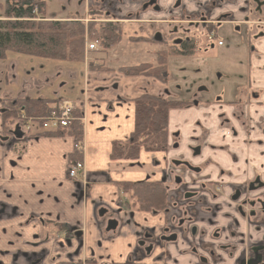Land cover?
Returning a JSON list of instances; mask_svg holds the SVG:
<instances>
[{
  "label": "crops",
  "instance_id": "crops-1",
  "mask_svg": "<svg viewBox=\"0 0 264 264\" xmlns=\"http://www.w3.org/2000/svg\"><path fill=\"white\" fill-rule=\"evenodd\" d=\"M204 1L213 4L207 18L210 22L208 29L216 31L218 41L224 40L225 47L211 50L207 48L209 42H206L195 53L200 57L174 54L168 58L167 72L170 78L167 88L177 101L186 102L192 89L203 84L212 90V96H206V101L212 102L213 96L224 89L225 82L218 83L216 79H229L231 84L246 79V64L250 63L251 57L248 55L246 33L248 25L254 23L252 19L244 18L247 0H231L228 4L221 0ZM124 2L127 11H132L134 2ZM195 2L191 0L188 3L190 12L197 9ZM172 5V0H156L143 11V17H125L122 14L111 19L122 27L126 24H154L165 30L182 20L177 16L178 12L172 14L169 11ZM227 12L233 15L232 20L223 16L218 29L211 27L212 24L217 25L216 20L219 18L215 17ZM122 35L112 47L100 45L97 51L86 50L95 56L82 66L62 63L58 67L60 71L55 72L52 64L42 62L39 76H20L17 73L18 64L21 68V64L27 61L23 62L19 57L21 55H10L5 61H0L4 68L9 66L13 69L10 73L13 83L8 87L11 91L8 94L13 99L40 98L56 101V106L61 100H69L81 117L83 127L79 141L70 136L36 135L40 131L34 127L20 141L0 142V264H80L84 261L87 264H162L161 261L165 260V250L172 243L151 242V254H158L157 263L153 261L154 258L145 257L148 251L145 244L139 243L144 231L152 228L155 232L154 226L164 223L165 217L135 210L126 201L125 195H120L119 185L124 181H137V178L138 181L150 178L153 181L162 180L166 171L164 154L141 151L136 160L110 157L112 145L127 140L133 131L134 100L149 92V87L156 84L143 77L112 80L110 76L113 73L123 75L118 71L121 67L153 62L167 42L162 35V39H149L151 35L146 30L144 38L147 41L141 43H131L128 41L130 36ZM254 44L258 50L256 53L261 54V57H252V62H262L264 38ZM130 60L134 63L130 64ZM97 61H104L106 65L98 64ZM87 64L93 65L88 73ZM100 66L104 68L103 71ZM80 74L83 81L79 80ZM2 75L5 76L0 69V77ZM259 77L255 75V78ZM90 79L94 82L93 90L89 89ZM113 81H116L114 88ZM43 82L44 86H38ZM215 84L219 89H214ZM66 88L74 89L71 98L66 96ZM155 93L162 94V86ZM203 101L205 99H200V102ZM187 112L182 108L172 109L168 125L175 127L179 122L187 124L192 122L191 118L200 115L192 111L189 117ZM210 141L218 143L216 137H211ZM75 145H80L82 151L76 150ZM143 153L150 155L143 156ZM76 162H82L84 170L78 172L76 178L70 179L69 168ZM130 170L132 176L129 175ZM118 204L129 213L125 215L126 221L122 210H119L122 223L113 224L105 230L112 217L106 210L116 209ZM99 210H102V215H99ZM185 245L190 247L188 243ZM134 249L137 254L130 263ZM233 260L227 264H234Z\"/></svg>",
  "mask_w": 264,
  "mask_h": 264
},
{
  "label": "flooded vegetation",
  "instance_id": "flooded-vegetation-1",
  "mask_svg": "<svg viewBox=\"0 0 264 264\" xmlns=\"http://www.w3.org/2000/svg\"><path fill=\"white\" fill-rule=\"evenodd\" d=\"M38 1L52 11L74 10L75 6L89 5V16L92 21H112L111 17H114L109 11V0ZM123 1L118 0V4ZM128 1H136L139 7L134 13L122 12L125 17H143L145 15L143 11L156 2V0ZM190 1L172 0L173 5L169 11L172 14L178 12L177 16L182 20L169 28L164 30L159 25L144 24L139 25L138 29L142 26L144 30L150 32L151 40L162 39L160 37L162 35L167 45L161 51L173 48L180 52L176 54L182 56L200 57L195 53L199 52L206 42H209L207 48L211 50L225 47L224 40L218 41L216 31L208 29L210 22L207 18L213 4H208L204 0H193L196 1L197 9L190 12L187 8ZM221 1H225L226 4L231 2ZM247 3V7H244L246 12L244 18L252 19L254 23L248 25L246 33L249 41L248 55L251 56L250 63L246 64V79L233 84L229 83V79H216L218 83L225 82L224 89L213 96L212 102L206 101V96H212V90L203 84L195 86L186 104L176 109L191 111L187 112L189 117L192 116V111H197L200 115L191 118L192 122L187 124L179 122L175 127L168 125V146L152 151L164 154L166 171L163 179L124 181L133 184L160 183L166 191V206L159 211H147L163 215L166 221L155 225V232L150 228L142 234L139 243L143 246L145 244L144 247L148 251L146 258L153 257L151 242L167 241L176 244L180 241L190 244L188 248L191 256L197 260L196 264H215L218 261L220 264H227L232 259L234 264H264V55L262 62H252V57H261V54L256 53L258 50L254 43L264 38V0H247ZM223 16L230 17L231 20L233 18L228 12L225 15L220 14L215 17L219 18L216 20L217 25L212 24L211 27L218 29ZM145 39L147 41V38ZM169 57L165 63L166 81L165 83L158 81L163 85L162 94L155 92L152 94L150 91L145 93L155 94L154 96L173 102H183L172 98L167 88L170 78L167 72ZM139 64L158 67L156 56L153 62H141L131 66ZM12 70V67H9V70L3 73L5 75L3 78H7L9 83H13L10 74ZM256 74L260 77L255 78ZM214 89H219L216 84ZM8 93H2L0 100V142L13 143L32 132L25 128L31 116H27L24 107L21 106L17 108L16 117L10 118L8 114L5 119L10 120L3 122L2 114L16 109L17 100L21 99H13ZM200 99L205 101L200 102ZM211 137H216L218 143H212ZM124 182L119 183L121 196L125 195L121 187ZM121 208L122 205L118 204L116 209L106 210L112 217L108 220L105 230L113 224L122 223L119 210H122L124 222L126 221L125 215L129 213ZM136 251L134 249L132 252L130 263L133 262V258L135 259Z\"/></svg>",
  "mask_w": 264,
  "mask_h": 264
},
{
  "label": "trees",
  "instance_id": "trees-1",
  "mask_svg": "<svg viewBox=\"0 0 264 264\" xmlns=\"http://www.w3.org/2000/svg\"><path fill=\"white\" fill-rule=\"evenodd\" d=\"M42 4L38 0H6L2 11L5 20H0V60H6L8 54L53 60L55 62H81L84 51V26L79 20L70 19L35 22V8ZM55 17V16H54ZM119 22L90 21L89 31L93 40H98L104 48L117 44L122 35ZM145 38L130 36L128 41L140 43ZM180 53L173 48L156 54L158 67L150 64H139L131 67H121L118 71L128 77L143 76L162 83L166 81L165 63L168 56ZM184 54V53H182ZM187 54V53H186ZM93 67L92 64L87 68ZM100 70H104L100 66ZM134 128L129 138L111 147L112 159H131L138 157L141 150L156 151L168 146V119L172 109L183 107L185 102H173L162 97L144 93L135 100ZM56 102V101H55ZM55 102L45 99H18L17 107L2 114L3 122H8L5 116L14 117L18 107H24L27 116H45ZM54 107V106H53ZM75 119L79 115L73 111ZM16 117V116H15ZM82 123L78 120L70 122L67 128L55 132H40L46 136H70L79 141L82 136ZM79 139V140H78ZM122 191L133 199V207L142 211H159L166 206V191L160 183L143 182L121 184Z\"/></svg>",
  "mask_w": 264,
  "mask_h": 264
},
{
  "label": "rangeland",
  "instance_id": "rangeland-1",
  "mask_svg": "<svg viewBox=\"0 0 264 264\" xmlns=\"http://www.w3.org/2000/svg\"><path fill=\"white\" fill-rule=\"evenodd\" d=\"M126 2L122 3V4H118V0H109V11L110 13H112L115 17H120V15L124 13H134L137 9V2L135 1L132 5L131 8H133L132 11H127L128 7H125L127 4H125ZM87 4V3H86ZM89 4V2H88ZM89 5H80V6H75V9L72 10H62L59 9L58 11H52L50 9H47L43 4L41 6L40 9L35 8V17L34 20L35 22H39L40 20H44V21H52L54 19L59 20L60 22H66L70 19L73 20H79L84 28H85V32H84V51H83V58L81 62H77V63H67V62H55L53 60H48V59H40L37 57H25V56H19L20 59L24 62V60H27L26 63L21 64V68L18 64V71L17 73L20 76H25V75H34V76H39L40 75V64H42V62H47L50 63L54 66V71H60L58 69L59 66L63 64H67V65H80L82 66L83 64H85V62L89 59L93 58L94 54H91L90 51H86L85 46L87 44H89L94 37H91L89 34V31H86V28L89 26L90 27V21H92L91 16H89ZM4 10V0H0V20H5V16L3 15L2 11ZM55 16V17H54ZM253 16V15H252ZM141 29H138V24H126L123 26L122 30H123V37H128V36H144V29L142 28V26H140ZM90 52V53H89ZM258 52V51H257ZM15 56L16 54H8V56ZM95 56V55H94ZM132 60H130V64L134 63L131 62ZM98 64L101 65H106V63L104 61H97ZM20 63V62H19ZM33 64L31 66V64ZM2 63H0V69L3 71V73L5 71L9 70V66H7L6 68H4L3 65H1ZM29 65V66H28ZM90 64H87V66ZM88 68L86 67V73H88ZM103 71V70H102ZM50 73V72H48ZM48 73H45L46 75H48ZM110 78L112 80H124L126 77L124 75H121L119 73H113ZM80 81H83V76L82 74H80ZM150 81V80H149ZM79 82V81H78ZM77 82V83H78ZM151 82H153L154 84H156L153 87H149V91L151 93L156 92V89H158V87L160 88V86H163L160 82L158 81H153L151 80ZM18 84V83H17ZM131 84V83H130ZM10 83L9 80L7 78H3V75L0 77V93H8L9 92V87ZM19 85V84H18ZM45 82L40 83L38 86H44ZM48 86H51V84H49ZM116 86V81H113V85L112 88H114ZM122 86V85H120ZM94 82L91 81V79L89 80V89H94ZM64 92L67 93L66 96L71 98V95H73L74 93V89H64ZM115 92V91H112ZM120 92V90L118 91ZM75 96V95H74ZM157 153H162L160 151H157ZM150 154L148 153H143V156H148ZM146 161H148V159L146 158ZM139 165V164H138ZM140 167V165H139ZM147 167L149 168L150 165L147 164ZM131 170L129 171V175H131ZM137 181L139 180L138 178L136 179ZM150 181H153L152 178L149 179ZM125 198L126 201L129 202L130 204H132L133 200L129 197L128 194H125ZM158 254L156 253L155 256L150 257V259L153 260L154 258V262L157 263L158 262ZM165 256L163 261H161L162 264H196L197 260L191 256L190 254V249L185 245L184 242H177L176 244H172L167 250H165Z\"/></svg>",
  "mask_w": 264,
  "mask_h": 264
},
{
  "label": "built area",
  "instance_id": "built-area-1",
  "mask_svg": "<svg viewBox=\"0 0 264 264\" xmlns=\"http://www.w3.org/2000/svg\"><path fill=\"white\" fill-rule=\"evenodd\" d=\"M220 44V42H218ZM88 50L97 49V41H92L87 44ZM74 106L70 101L64 100L59 106L55 109L49 111L45 116H32L27 120L25 125L26 129L30 128L31 124L37 125L42 130L47 131H57L59 129H65L68 127L71 121L74 120L73 116ZM76 150L81 152V146L75 145ZM83 165L80 162H76L72 166H70L68 171V176L70 178H75L78 172L82 171Z\"/></svg>",
  "mask_w": 264,
  "mask_h": 264
},
{
  "label": "water",
  "instance_id": "water-1",
  "mask_svg": "<svg viewBox=\"0 0 264 264\" xmlns=\"http://www.w3.org/2000/svg\"><path fill=\"white\" fill-rule=\"evenodd\" d=\"M99 215H102V213H101V212H99Z\"/></svg>",
  "mask_w": 264,
  "mask_h": 264
}]
</instances>
